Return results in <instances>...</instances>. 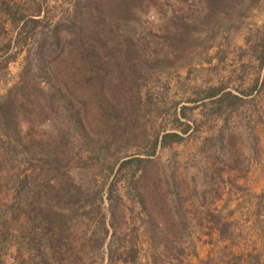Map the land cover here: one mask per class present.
Returning <instances> with one entry per match:
<instances>
[{
	"label": "rangeland",
	"instance_id": "1",
	"mask_svg": "<svg viewBox=\"0 0 264 264\" xmlns=\"http://www.w3.org/2000/svg\"><path fill=\"white\" fill-rule=\"evenodd\" d=\"M41 1L40 18L47 17L54 26L74 20L77 3L83 0ZM133 3L130 22L107 35L115 32L121 39L116 41L130 36L145 61L113 59L101 48L106 36L96 34L89 46L94 60L101 57L113 67L103 80L111 87L101 91L97 73L71 83L59 73L63 79L59 86L73 91L85 128L103 138V145L109 144L100 164L69 172L82 190L103 191L104 203H86L78 210L67 225L69 246L63 252L77 253L79 264H264V66L257 59L264 46V0H225L218 7L210 6L211 0ZM183 22L189 32L180 29ZM45 34L38 30L28 46L12 54L0 41V102L20 85L25 59H42L38 49ZM61 36L64 44L72 37L66 28ZM114 44L110 40L108 45ZM68 49L64 56L44 59H75ZM16 52L15 60L7 63ZM128 60L141 61L142 66L135 71ZM211 88H222L244 101L219 110L217 98L204 99V91ZM26 96L29 110L47 105L45 99L32 105L34 96ZM53 106H59L58 98ZM38 113L28 114L33 136L53 137L52 127L62 125V120L55 113L42 120ZM188 126L182 143L158 149L150 157L146 178L134 191L129 185L131 171L119 172L115 162L145 158L156 139L182 133ZM13 142L0 124V173L10 178L19 170L16 167L23 168ZM14 159L12 167L9 160ZM140 175L139 171L136 178ZM112 182L115 208L107 199ZM14 189L9 182L8 202ZM104 229L109 234L97 247ZM132 244L137 259L125 263ZM15 256L12 246L7 264H14Z\"/></svg>",
	"mask_w": 264,
	"mask_h": 264
},
{
	"label": "trees",
	"instance_id": "2",
	"mask_svg": "<svg viewBox=\"0 0 264 264\" xmlns=\"http://www.w3.org/2000/svg\"><path fill=\"white\" fill-rule=\"evenodd\" d=\"M134 1L83 0L77 3L74 20L68 23L57 22L52 26L47 17L40 18L44 6L41 0H26L24 4L21 0H0V41L6 43L4 47L7 53L12 54L14 50H22L24 46H28L38 30L42 29L46 33L38 49L39 58L42 59H25L20 85H16L0 102V124L4 127L5 134L14 140L12 150L19 153L21 157L18 161L23 165L22 169L16 167L19 170L12 174L11 178L9 174L6 177L0 173V264H7V254L12 246H15L16 252L14 264H79L81 261L74 251L67 255L62 250L63 247L69 246L66 242L69 231L67 225L86 203L102 205L104 196L103 191H85L75 186L69 172L73 168L87 170L100 164L102 159H106L109 144L103 145V138L97 139L98 136H93L85 128L81 120L82 111L74 102L73 91L70 87L64 90L59 86L63 84L59 73L63 72L64 78L72 79L70 83L76 78L86 80L91 72L97 73L95 79L98 80L101 91L111 87L110 83L107 84L103 80L105 75L111 74L113 67L105 64L101 57L94 60L95 55L89 46L96 34L106 36L101 48L113 59L145 61L147 57L139 53V50L137 52L138 44L133 43L130 36L126 35L123 41H116V38L120 37L115 36V32L112 36L107 35L111 30H118L121 24L127 25L130 22ZM224 3L225 0H211L210 6H224ZM211 14L215 15V12ZM64 28L72 35L65 44L61 36V30ZM180 29L189 32L185 22L180 24ZM110 40L115 44L109 47ZM67 47H70L68 52L75 59H44L50 55L55 58L64 56ZM17 52L7 59V63L15 60ZM113 59H110L111 62ZM257 59H260V65L264 66V46L258 51ZM141 61L125 62H131L136 71L139 64L142 66ZM21 91L23 94L19 96ZM204 92V99L217 98L215 103L218 104L219 110H222V106H239L244 101L242 97L224 92L222 88H211ZM27 93L35 98L32 105L39 99H45L47 105L37 104V110H29L31 107H27ZM56 98L58 107L53 106ZM81 103L85 105L86 101ZM32 112H39L37 117L42 120L49 119L55 113L62 120V125L52 127L56 132L53 137L46 139L39 135L35 138L28 115ZM113 115H117L114 108ZM188 128L189 126L183 129L182 133H166L156 139L151 152L145 158L132 156L127 160L115 162L120 164L119 172L131 171L129 185L134 191L139 189L141 181L146 178L147 165L151 163L150 157L154 156L158 149L164 150L182 143ZM16 160H9L12 167H15ZM139 171L141 175L136 178ZM11 181L15 189L8 202L7 187ZM115 187L116 182H112L107 189V199L113 208ZM140 201L143 202V199L140 198ZM14 226L18 229L17 236L13 235ZM224 228L219 227L221 233H224ZM101 231L104 235L97 247L104 245L106 235L109 234L107 229ZM132 246L129 255L124 257L125 263H134L137 259L135 245Z\"/></svg>",
	"mask_w": 264,
	"mask_h": 264
}]
</instances>
